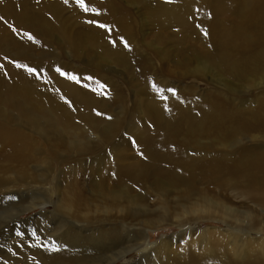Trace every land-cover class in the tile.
Masks as SVG:
<instances>
[{
  "label": "bare ground",
  "instance_id": "obj_1",
  "mask_svg": "<svg viewBox=\"0 0 264 264\" xmlns=\"http://www.w3.org/2000/svg\"><path fill=\"white\" fill-rule=\"evenodd\" d=\"M85 3L88 11L79 6L78 0H0V44L9 46L7 29L22 24L45 35L60 36L79 50L80 39L74 43L70 40L75 31L69 28L64 13L68 9L80 10L83 21L98 28L92 40L100 48L101 58L94 65L106 70L109 62H114L144 81L146 91L142 94L149 96L150 105L143 125L146 138L139 145L141 161L132 167V172L129 167L117 176L118 183L129 182L125 190H108L103 193L104 199L123 213L129 212L136 202L129 194L132 188L154 180L153 186L166 203L171 194L187 203L201 201L196 203L195 213L205 218L242 217L243 223L248 221L242 233L246 238L264 232V222L260 226L255 220L258 214H264V0ZM101 24L105 27H99ZM77 52L84 54L83 50ZM85 57L90 59L88 63L94 58L88 54ZM3 67L4 77L9 80L6 104L16 110L17 122L29 130L42 136L50 130L53 151L62 146V140L54 136L74 126H83L82 135L97 137V143L78 144L81 151L98 149L100 144L110 146L118 125L111 120L101 123L106 112L97 97L81 96L70 86H62L60 96L71 105L54 110L44 99H34L30 84L12 80L6 63ZM167 76H177L178 88L163 89L170 81ZM201 83L207 87L202 89ZM114 98L121 100L120 94ZM48 100L55 99L50 96ZM37 116L48 121L40 123ZM33 142L23 131L0 124V144L7 149L2 158L17 162L41 150ZM238 175L246 178L245 184L235 182ZM232 190L256 205L260 213L254 212L255 207L247 208L249 204L245 206V202L235 205L229 197ZM74 197L77 205L84 204L78 193ZM144 212L148 211L143 209ZM207 234L201 232L203 236ZM141 241L147 244L146 238ZM136 244H127L97 264L114 263L141 246ZM168 246L166 242L164 247Z\"/></svg>",
  "mask_w": 264,
  "mask_h": 264
},
{
  "label": "rangeland",
  "instance_id": "obj_2",
  "mask_svg": "<svg viewBox=\"0 0 264 264\" xmlns=\"http://www.w3.org/2000/svg\"><path fill=\"white\" fill-rule=\"evenodd\" d=\"M64 16L75 31L70 40L74 43L80 39L79 50L84 54L60 36L45 35L22 24L7 29L9 46L0 44V124L23 131L41 149L14 162L2 158L7 149L0 144V264H97L112 252L135 243L141 246L111 264H264V232L246 238L242 233L248 221L243 223L242 217L205 218L206 215L195 213L196 203L201 201L187 203L171 194L166 203L153 186L154 180L132 188L129 194L136 202L129 212L123 213L104 199L103 193L108 190H125L129 182L120 184L117 176L129 167L132 172V167L141 161L139 145L145 137L143 125L149 96L142 94L146 91L144 81L114 62H109L106 70L94 65L101 58V50L92 40L98 33L95 24L84 22L80 10L68 9ZM87 54L98 56L88 63ZM5 63L12 80L30 84L34 99H44L54 110L70 108L71 104L60 96L62 86H70L81 96L97 97L106 112L101 123L111 120L118 125L110 146L100 144L98 149L81 151L78 144L97 143V137L82 135L83 126H74L54 136L62 140V146L53 151L54 138H49L52 132L48 127L44 136L29 130L17 122L16 110L6 104L9 80L4 77ZM17 65L34 68L36 73L30 74ZM61 72L77 79H69ZM167 77L170 81L163 89L178 88L177 76ZM190 81H183L184 85ZM205 84H200L202 89L207 87ZM118 94L121 100L114 98ZM50 96L55 100H48ZM37 121L48 120L37 116ZM245 181L242 175L235 180L239 184ZM73 193L80 195L83 205L76 204ZM229 195L235 205L245 202V206H250L247 208L255 207L254 212L260 213L238 192L232 190ZM143 209L148 212L143 213ZM258 215L255 220L261 226L264 214ZM201 232L208 234L203 236ZM143 237L148 247L142 243ZM163 240L169 246L158 249Z\"/></svg>",
  "mask_w": 264,
  "mask_h": 264
},
{
  "label": "snow or ice",
  "instance_id": "obj_3",
  "mask_svg": "<svg viewBox=\"0 0 264 264\" xmlns=\"http://www.w3.org/2000/svg\"><path fill=\"white\" fill-rule=\"evenodd\" d=\"M65 2H67V0H65ZM78 4L81 8H83L85 11H88V6L87 4L85 3V0H78ZM93 11H95V9H93ZM3 17H0V20H2ZM99 27H105V25L101 24L99 25ZM15 30V29H13ZM25 35L28 36V39H33V37L28 34V33H25ZM125 47H128L127 43L125 42ZM17 67H25L26 71L29 72L30 74H35L36 73V69L34 68H30V67H27V66H22V65H17ZM57 71H60L59 69H57ZM61 75H65V76H68L67 73H64V72H61ZM69 79H73V80H76L77 78L74 77V76H68ZM101 87H103V85H101ZM153 87L155 88L156 85L154 84Z\"/></svg>",
  "mask_w": 264,
  "mask_h": 264
}]
</instances>
